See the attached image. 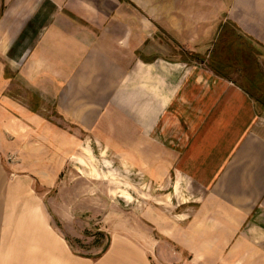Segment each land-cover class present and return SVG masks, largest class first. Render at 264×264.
<instances>
[{
  "label": "crops",
  "instance_id": "obj_1",
  "mask_svg": "<svg viewBox=\"0 0 264 264\" xmlns=\"http://www.w3.org/2000/svg\"><path fill=\"white\" fill-rule=\"evenodd\" d=\"M138 3L0 0V150L7 120L21 126L51 103L95 143L118 154H157L148 173L158 182L171 173L187 180L195 200L174 206L172 220L144 217L143 230L111 237L96 255L79 257L49 230L35 200L11 205L4 198L0 264H180L182 255L185 264H264V107L229 83L230 74L197 67L207 62L197 56V29L165 17L185 12L164 10L151 23L144 15L153 12ZM232 9L253 27L223 14L206 57L229 22L257 53L264 49V0H236ZM117 48L125 59L112 52ZM27 52V74L9 66ZM10 85L14 96L27 88L29 106L6 101ZM41 125L49 123L37 119L34 127Z\"/></svg>",
  "mask_w": 264,
  "mask_h": 264
},
{
  "label": "rangeland",
  "instance_id": "obj_2",
  "mask_svg": "<svg viewBox=\"0 0 264 264\" xmlns=\"http://www.w3.org/2000/svg\"><path fill=\"white\" fill-rule=\"evenodd\" d=\"M139 1L143 10L153 12L144 15L151 23L158 20L161 16L158 13L164 10L187 12L165 17L167 21L180 22L181 19L182 24L190 23L192 28L197 29L196 51L199 58H207L205 55L223 14L244 19L241 23L247 30L254 25L249 17L240 14V9H232L236 0ZM261 38H264V33ZM121 50L124 48L112 52L117 53V58L125 59L119 53ZM256 54L264 74V49L259 48ZM27 55L28 52L24 57ZM24 57L9 66L27 74L28 57L26 60ZM206 64L204 62L197 67L210 73ZM230 75L227 79L229 83L242 84L238 72ZM29 81L23 76L26 85ZM13 87L10 85L6 91V101L15 102L22 108L29 106L31 95L27 88L22 86L21 94L14 96ZM44 89L50 94V88ZM42 95L46 96L45 93ZM47 106L49 108L39 111L36 118L25 116L21 126L19 121H6L4 145L0 150L5 186L0 184V200L5 198L6 204L11 205L19 199L22 205L27 200L33 204L35 200L34 203L37 202L46 217L49 230L67 239L74 255L94 256L107 246L109 238L125 237L126 231L133 229L143 230L139 220H146L144 217L152 219L159 216L162 220H172L174 206H189L195 200V192L187 180L171 173L158 182L151 172L148 173L153 161L151 157L157 154H118L104 144L95 143L89 133L79 131L77 125L69 123L61 113L52 111L51 103ZM6 112L9 114L8 110ZM37 119H44L49 123L48 127H34ZM111 121L120 122L113 116ZM152 149L149 151H156ZM153 231L157 233L156 228ZM75 234L79 238H75ZM259 241L264 246V239ZM185 261L187 256L182 255L180 264H185ZM153 264H157L154 259Z\"/></svg>",
  "mask_w": 264,
  "mask_h": 264
},
{
  "label": "trees",
  "instance_id": "obj_3",
  "mask_svg": "<svg viewBox=\"0 0 264 264\" xmlns=\"http://www.w3.org/2000/svg\"><path fill=\"white\" fill-rule=\"evenodd\" d=\"M233 22L224 24L207 57V67L217 76L227 78L238 72L248 94L264 107V74L255 55L256 48Z\"/></svg>",
  "mask_w": 264,
  "mask_h": 264
}]
</instances>
